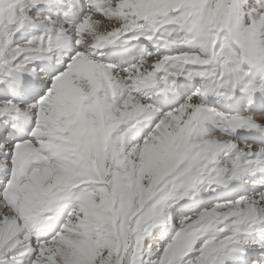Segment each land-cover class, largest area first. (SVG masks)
I'll use <instances>...</instances> for the list:
<instances>
[{
	"label": "snow or ice",
	"instance_id": "obj_1",
	"mask_svg": "<svg viewBox=\"0 0 264 264\" xmlns=\"http://www.w3.org/2000/svg\"><path fill=\"white\" fill-rule=\"evenodd\" d=\"M0 264H264V0H0Z\"/></svg>",
	"mask_w": 264,
	"mask_h": 264
}]
</instances>
